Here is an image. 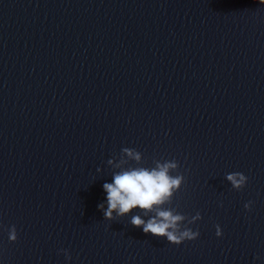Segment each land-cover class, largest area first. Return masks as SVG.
Here are the masks:
<instances>
[{
  "label": "water",
  "instance_id": "95a60500",
  "mask_svg": "<svg viewBox=\"0 0 264 264\" xmlns=\"http://www.w3.org/2000/svg\"><path fill=\"white\" fill-rule=\"evenodd\" d=\"M170 164L105 219L104 183ZM158 211L199 235L131 224ZM0 264H264V4L0 0Z\"/></svg>",
  "mask_w": 264,
  "mask_h": 264
},
{
  "label": "clouds",
  "instance_id": "9594fccd",
  "mask_svg": "<svg viewBox=\"0 0 264 264\" xmlns=\"http://www.w3.org/2000/svg\"><path fill=\"white\" fill-rule=\"evenodd\" d=\"M260 3L264 4V0H260ZM168 167H175V164L165 165L159 170L149 171L141 168L124 171L115 174L112 183H104L103 188L107 193L108 204L107 209L104 210L105 219H113V210L117 211V215H123L134 207L147 211L151 210L153 205L162 203L163 199L170 195V189L177 186L180 182V177L171 178L167 174ZM227 179L232 181L234 187H240L245 183L247 177L238 171L228 175ZM251 203V201L245 203L244 207L246 209L249 208ZM97 207L103 208V204ZM157 217L163 219L158 220L154 217L145 222L139 215H134L131 218V224L136 227L143 225L145 233L166 236L169 242L177 245L186 239H195L199 235L198 231L181 228L177 224V221L183 219L181 215H172L169 211H158ZM169 229H172V231H169ZM216 229L215 235L221 236L220 226L217 225ZM8 239L10 241L16 240L14 226L9 231ZM66 259H70V256L66 257Z\"/></svg>",
  "mask_w": 264,
  "mask_h": 264
}]
</instances>
